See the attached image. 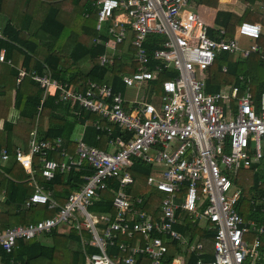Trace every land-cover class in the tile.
<instances>
[{"label": "built area", "instance_id": "obj_1", "mask_svg": "<svg viewBox=\"0 0 264 264\" xmlns=\"http://www.w3.org/2000/svg\"><path fill=\"white\" fill-rule=\"evenodd\" d=\"M256 1L264 13V3ZM190 3L199 6L193 0L92 3L96 7L93 43L105 48L98 56L100 66L126 63L130 70L121 73L123 84L144 86L152 95L160 92L159 107L114 92L104 82L87 79L82 89L69 87L47 73L15 65L5 58V49L0 50V62L16 70V86L29 78L42 90V100L52 96L57 103L78 104L132 133L127 140L110 139L106 149L88 145L80 137L70 155L61 138L45 140L36 130L30 133L25 150L16 147L10 154L2 148L0 164L13 158L30 174L33 192L21 207L46 204L55 210L52 217L0 231V247L6 253L15 249L18 239H33L57 226L71 225L89 233L90 239H82L84 250L97 249L84 251L88 264H187L186 252L196 255L193 264H264V225L243 219L237 209L241 191H230L233 181L229 175L264 158V93L255 98L250 79L243 74L238 75V83L209 92L206 79L200 75L213 68L221 52L244 58L258 54L264 64V47L258 42L264 27L259 22L242 21L230 37L226 28L210 27L201 13L187 9ZM237 36L254 43L242 48ZM226 70V65H221V71ZM97 129L110 132L102 124ZM148 150L154 154H147ZM48 151H59L64 160L47 158ZM35 157L45 180L83 162L91 173L83 177V184L65 203L59 204L34 179ZM134 159L153 167L146 183L164 193L156 219L139 207L141 196L131 197L127 192L134 183L129 171ZM110 178L118 184L113 190L112 218L89 212ZM0 189L2 195L4 189ZM251 204L264 219V195ZM177 211L185 213L191 223L204 220L207 230H213L210 260L204 258L202 242L184 237L174 228ZM118 236L130 241L117 244ZM110 247H117L119 253L110 255Z\"/></svg>", "mask_w": 264, "mask_h": 264}, {"label": "trees", "instance_id": "obj_2", "mask_svg": "<svg viewBox=\"0 0 264 264\" xmlns=\"http://www.w3.org/2000/svg\"><path fill=\"white\" fill-rule=\"evenodd\" d=\"M33 1L37 0H0V15L5 18V24L0 31V50L5 49L6 59L12 60L14 54L19 52L23 57L22 67L34 70L38 74L47 73L51 78L60 83H66L69 87L82 89L84 82L90 79L106 83L114 92L124 91L126 86L122 82L121 73L130 70L127 64L122 61H116L111 66H100L99 64L98 56L105 51V48L103 45H94L93 43V38L96 35L94 31L96 12L92 5L93 0L85 1L84 10L90 17L85 18L86 21L83 23H75L71 18V15L76 13L79 0H44L40 7L33 4ZM216 1L213 2V5ZM245 1L249 5H246L241 15H236L230 10H220L216 14V25L226 28L230 37L233 35L235 27L242 21L259 22L264 27V13L260 11L257 1ZM259 1L264 3V0ZM21 2H23V6L19 8ZM221 2L224 1L221 0ZM41 9H45V13H42ZM47 9L49 10L46 13ZM89 21L93 24L92 26ZM67 27L71 32L64 38V33L68 30ZM62 39L64 40L61 42ZM258 42L264 47V34ZM129 51H132V48ZM222 53L225 52H221L220 55ZM256 55L254 58L257 65L263 64L259 63L258 55ZM123 56H127V54ZM220 57L213 66L219 73L218 80L213 82L206 80L207 91L216 92L225 84L238 83L237 77L242 73L251 77L256 98L264 91V78H259L243 69L238 60L227 62V70L222 72L218 62ZM124 60L126 61V58ZM84 62H87V66L83 65ZM132 65L134 64L132 63ZM80 67L83 69L80 70ZM9 76L11 81H2V85H0L4 86L2 87L3 91L0 92V100H2L0 103V118H2L0 151L2 148H6L10 154H13L16 147L25 150L30 133L36 130L37 134L45 140L61 138L65 152L68 155L73 154L77 144L73 138L76 125H80L82 128L85 126L83 141L88 145L102 149L107 148V142L110 139L123 138L127 140L132 136L131 132L108 123L100 115L90 112L78 104H74L70 108L68 103H55L56 98L51 96L42 100V90L36 82L29 78L24 79L19 86H16V70L12 67ZM13 90L15 93L13 101H11ZM11 108L17 110L13 117L14 120L9 119ZM98 124L108 126L110 132L100 131L97 129ZM47 158L57 162L64 160V156L59 151H48ZM37 162L35 157L34 179L43 185L45 190L50 191L51 197L59 204L65 203L68 196L83 184V177L91 173V168L86 162H83L78 168L74 167L68 172H56L52 179L45 180L39 171ZM132 163L129 171L134 177V183L127 188V192L131 197L141 196L143 206L155 217L164 193L146 183L153 167L138 159L132 160ZM239 170L245 173L250 172L251 177L245 181L248 185L244 188L241 187V197L237 209L244 220H253L257 224L264 225L261 212L251 204V200L264 195V158L260 163L253 164L248 169L240 168ZM29 179L30 174L13 158L0 164V187L4 189V193L0 195V231L19 224L36 222L40 218L52 217L55 214V210L49 209L46 204H34L29 208L19 209L33 192ZM107 184L108 187L99 193V197L89 207L90 211L113 215V190L117 189L118 184L114 178H110ZM134 184L138 187L134 188ZM249 188L254 192L248 196L246 193ZM34 214H39V218H34ZM177 220L174 228L191 238L197 236V240L203 244L204 258L210 260L212 258L213 230H207L204 225L191 223L180 211H177ZM57 229L54 228L43 234L55 238L53 245H45L37 239H18L15 249L10 253H6L0 247L1 262L3 264H65L62 260L66 261L71 257L72 261L69 264H85L76 230L70 229L67 238L62 241L59 240L58 234L60 233L57 232ZM66 240L74 241L76 247L73 250L61 249L63 243V248H66ZM56 251L60 252L58 257L54 256ZM88 251L94 252L97 249L89 247ZM185 258L187 264H193L197 259L194 253L189 252L185 253Z\"/></svg>", "mask_w": 264, "mask_h": 264}, {"label": "rangeland", "instance_id": "obj_3", "mask_svg": "<svg viewBox=\"0 0 264 264\" xmlns=\"http://www.w3.org/2000/svg\"><path fill=\"white\" fill-rule=\"evenodd\" d=\"M214 1L215 0H201V4L198 8H196L195 5L192 3L187 5L186 8L189 10L198 11L199 13H201L203 21L210 27H212L216 24V14L218 11L230 10V11H233L234 13H236V15L237 14L241 15L243 9L245 8V0H222L224 2H221V0H217L215 2V4L213 5ZM81 12H82L81 8L77 7L76 13L71 15V18L74 19L75 23H83L86 21V19L84 18V16L82 15ZM89 23H90V26L93 25L91 23V21H89ZM70 32H71V30H70V28H68V30H66L64 33V38L66 36H69ZM236 38H237V40H238V42L242 48L248 49L254 43V40H250L249 38L244 37V36H237ZM63 40L64 39H62L61 42ZM222 54L220 55L221 59H219V61H218L220 65H227V62L230 63V62H234L235 60H238V62H240L241 66L243 67V69H245L248 72L258 76L259 78H262V79L264 78V64L257 65V63L255 62V58H254L256 54H251L247 58H244L241 54H237V53L225 52ZM237 57H238V59H237ZM257 57H258V61L260 63L259 56H257ZM83 65L87 66V62H84ZM200 75L202 77H204L208 82L217 81L218 77H219V73H217L214 68H211V70L209 72L200 73ZM124 90H125V96H127L129 98H135L136 97L138 100L143 99L144 101L151 102L156 107H159V105H160V103H159L160 92H157L156 95H152L148 89H146V91H145L144 86H141V88L124 87ZM11 96H12L11 101H13L14 94ZM11 96H8V97H11ZM81 130H82V127L80 125H76L75 129H74V133H73V138H77L79 136V134L81 133ZM147 154L153 155L154 153H153V151L148 150ZM229 175L233 181L230 191L236 190V189L241 191V187L244 188L246 185H248V183L245 181L251 177L250 172L245 173V172H242L241 170H238V172L236 174H233L232 172H230ZM133 187L136 188V187H138V185L134 184ZM253 192H254L253 189L249 188V190L247 191L246 194L249 196L250 193H253ZM198 206H199V208H202L203 204H199ZM41 215L42 214L40 213V216ZM33 217L38 218L39 214L38 215L34 214ZM203 224H204V220L201 219L200 225H203ZM39 237L40 236H38L37 238H39ZM249 237L253 238V234H249ZM72 245L74 246L75 243H73Z\"/></svg>", "mask_w": 264, "mask_h": 264}, {"label": "crops", "instance_id": "obj_4", "mask_svg": "<svg viewBox=\"0 0 264 264\" xmlns=\"http://www.w3.org/2000/svg\"><path fill=\"white\" fill-rule=\"evenodd\" d=\"M22 1V0H21ZM53 1H55V0H53ZM85 1L86 0H79L78 1V7L79 8H81V13H82V15L84 16V18H89L90 17V15L86 12V10H84V4H85ZM94 1V0H93ZM42 2H44V0H37V1H33L32 3L33 4H35V5H39L38 7H40V5L42 4ZM22 3L23 2H21L20 4H19V8H21V6H23L22 5ZM246 5H247V3H246V1H245V7H246ZM200 6V5H199ZM198 6V7H199ZM197 7V8H198ZM94 8H95V12H96V7L94 6ZM50 9V8H49ZM49 9H47L46 10V13L48 12V10ZM45 11V9H41V12L42 13H45L44 12ZM5 24V18H4V16H1L0 15V31L2 30L1 28L3 27V25ZM86 24H88L87 22H86ZM88 28V27H87ZM94 31H95V26H94ZM9 58H11V57H9ZM12 59V62L15 64V65H17V66H22V59H23V57H22V55H21V53H19V52H16L15 54H14V57L13 58H11ZM261 62V61H260ZM262 63V62H261ZM83 68H81L80 67V70H82ZM10 72H11V67H9V65H7L6 63H0V85H2L1 83H2V81H5L6 80V82H8V81H11V78H10ZM244 76H246V77H248L249 79H250V84H251V91H252V93H253V95H254V92H253V87H252V79H251V77L249 76V75H246V74H244V73H242ZM240 75V74H239ZM2 87H4V86H0V92L1 91H3V89L4 88H2ZM122 93H123V95H125V90L124 91H121ZM15 92H14V90L11 92V95H13ZM264 93V91H262L260 94H259V96L257 97V99H260L261 98V95ZM52 97V96H51ZM256 98V97H255ZM2 102V100H0V103ZM55 103H57L56 102V100H55ZM71 108V107H70ZM17 112V110L16 109H14V108H11L10 110H9V119H12V120H14L13 119V117L15 116V113ZM0 115H1V112H0ZM0 127H2V118H0ZM85 127V126H84ZM83 127V128H84ZM83 128H82V130H81V133L79 134V136L77 137V138H74L75 139V141H76V143H77V141L79 140V138L80 137H83ZM35 131V130H34ZM109 141V140H108ZM27 146V145H26ZM107 147L109 148V144H108V142H107ZM137 196H139V195H137ZM93 204V203H92ZM139 207L142 209V210H144L145 212H147L148 214H150L151 216H152V218L153 219H156L158 216H159V213H160V203H159V205H158V211H157V215L155 216V217H153V215H152V213L151 212H149L147 209H145V207L143 206V202L139 205ZM29 208V207H28ZM19 209H26V208H22L21 206H20V208ZM89 212H91V213H94V214H101V213H97V212H92V211H90V209H89ZM104 214H107V215H109L111 218L113 217V215H114V213H113V215H110V214H108V213H104ZM185 214V213H184ZM39 218V217H38ZM40 219H44V218H40ZM40 219H38V220H40ZM32 223H34V222H32ZM19 225H24V224H19ZM196 225H200V223H198V224H196ZM204 225V224H203ZM16 226H18V225H16ZM14 227V226H13ZM55 228H58L57 229V232L58 233H60V234H58L59 235V240H64L65 241V239L67 238L66 236H67V234L69 233V230L70 229H75L76 230V233H77V235L79 236V248H80V250H82V255H83V257H84V261H85V264H88L87 262H86V259H85V255H84V251L86 250V249H88V248H86L85 250H84V247H83V245H82V239L84 238V239H86V240H88V239H90V235H89V233L84 229V228H81L80 230H78L77 228H75L74 226H71V225H60V226H57V227H55ZM178 231V230H177ZM179 232V231H178ZM181 233V232H180ZM182 234V233H181ZM184 237H189V235H184V234H182ZM40 237L39 238H33V239H37L38 241H40V242H42V243H44L45 245H53L55 242V238H53L52 236H46V235H43V234H41V235H39ZM191 238V237H190ZM198 239V237L196 236V237H194V239ZM23 240H32V239H23ZM125 240H128V241H130V239L128 238H125V237H119L118 236V238H117V244H118V242H121V241H125ZM67 242H65V247L66 248H63L64 247V243L62 244V248L61 249H68V250H73L75 247H76V243L74 242V241H72V240H66ZM73 243H75V245L73 246L72 244ZM57 246H58V243H57ZM72 247V248H71ZM94 248V247H93ZM110 249H112V250H110ZM109 250H110V252H109ZM108 253L110 254V255H112V254H114V253H119V251H118V249H117V247H110L109 249H108ZM60 254V252L59 251H56L55 252V254H54V256L55 257H58V255ZM65 264H69L71 261H72V258L71 257H69L68 258V260H66V261H64V260H62ZM0 264H3L2 262H1V260H0ZM52 264H59V263H52Z\"/></svg>", "mask_w": 264, "mask_h": 264}, {"label": "water", "instance_id": "obj_5", "mask_svg": "<svg viewBox=\"0 0 264 264\" xmlns=\"http://www.w3.org/2000/svg\"><path fill=\"white\" fill-rule=\"evenodd\" d=\"M194 3H196V5H200L201 4V0H193Z\"/></svg>", "mask_w": 264, "mask_h": 264}]
</instances>
